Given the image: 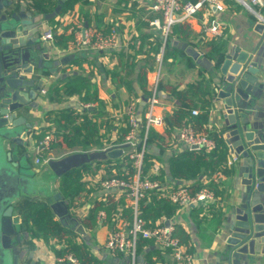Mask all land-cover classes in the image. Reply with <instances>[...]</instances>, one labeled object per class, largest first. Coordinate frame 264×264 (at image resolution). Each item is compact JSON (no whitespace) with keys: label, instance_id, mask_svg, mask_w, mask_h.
I'll return each mask as SVG.
<instances>
[{"label":"crops","instance_id":"1","mask_svg":"<svg viewBox=\"0 0 264 264\" xmlns=\"http://www.w3.org/2000/svg\"><path fill=\"white\" fill-rule=\"evenodd\" d=\"M11 1L15 4L14 7L16 9L25 7L26 11L31 12L32 14L40 13L33 5L28 3V1ZM120 2L121 3L118 4L117 0H85L81 5L75 7L72 13H68L58 18L57 20L60 22L58 25H56L55 22L49 21L43 23L40 28L41 34H44L48 30H52L55 32V36H57L79 22H81L84 27L91 29L92 32H100L103 30L104 26L112 23L118 31V46L112 49L110 54L106 52H74L72 44L68 45L66 49L60 50L54 46V42L53 45H46L43 43L44 50L51 59L57 60L69 57L70 61H72L67 65L56 68L53 74L40 73V76H45L46 81L42 89L46 91V94H39L36 99L37 108H26L22 111V114L26 117L27 121L31 122L33 125L31 132L27 136L29 141L27 152L30 155L33 168L39 169L40 172H44L47 169V165L44 163L40 165L34 164V160L38 154L37 135L40 134V132L46 131L49 127L47 121V115L49 112L64 109L80 110L82 106H86L79 101L78 97H72L69 100L64 101H50L48 95L53 85L57 84L59 87H62L64 84L77 83L79 84V90L83 99L95 97L105 102L112 101L117 105L125 106L126 100L130 98V95L125 92L124 88L117 87L116 83L118 82V77H113V74L116 75L119 72H122V69L126 66V63L123 65V60H121L119 55L122 53V49L119 45L125 39L130 38L131 33L135 36L151 35V33L158 35L157 32L147 26V23L144 22L142 18L147 14L149 19L152 15L155 18H159L157 17L159 14L148 12L150 0H120ZM231 4V8H224L223 12L217 13L214 16L209 15L207 24L210 25V21L215 20L218 22L220 28V36L210 37L218 38L220 42H224L226 54L234 48H239L241 52L254 54L253 62H256L257 64L262 63L261 67L264 71V40L261 41L260 35L256 33V24L253 19L240 6L233 3ZM199 19L200 17L198 16L197 19L195 18L186 23H182L187 26V33L185 35L186 42H182L172 36L169 40L167 62L163 69L159 90V105L155 110V115L166 120L180 105L179 99L172 95L174 90L178 93L183 92L187 86H194L196 83L208 86L212 93L210 94L211 109L206 124L207 132H215L219 139L224 142L227 148L228 160L233 156H236L238 161L233 167L234 170L232 175L230 177L222 176L219 182H217L218 197L217 200H215L214 211H205L199 215L197 212L193 211L194 206H189L178 209L171 219L163 220H166V222L170 221L173 225L181 227L186 235H188V244L194 256V264H225L223 260V249L225 247V231L223 229L224 220L243 200L242 176L244 173L242 175L239 173L242 162L240 151L235 146V141L232 140L233 136H230L231 131L228 128L229 123L223 117V104L225 100L218 98V92L223 90L221 75L215 70V68L210 71L204 70L186 53V51L181 50L176 46L177 43L186 44L187 50L193 49L197 51L200 54V58H206L214 64L212 60L203 56L201 51L194 47V43L205 36ZM66 34H69L68 31ZM145 47L146 46L144 45L143 51H145ZM204 52L213 54L215 51L209 52V49H205ZM135 54L134 60L132 61L134 63L136 62V67L133 69L134 75L131 79L133 81L134 91L142 98L144 95L140 91L139 83L137 82L138 72H140L141 68L146 70L148 87L153 79V73H151L152 71H149V68L145 65V54H141L140 51ZM258 82L264 86V72L259 74ZM261 95H264V90ZM190 100L189 93L186 98H183L182 103L185 102L189 104ZM192 101H196V99L193 98ZM140 104L141 101L137 109H139ZM111 105L112 104L109 103L106 110H108L112 116H116ZM94 106L95 103L91 105L90 109ZM263 108V100L260 98L253 100L247 109V112L250 113L249 126L251 129L259 128L258 124L255 123L253 119H256L257 116L261 115V110H263ZM155 130L158 133L163 132L162 127L155 128ZM251 131L248 132L254 135L256 134L255 131ZM162 147L164 150L160 151L158 147L151 146L148 149V153L155 155L159 160V163L163 166V171H166L164 179L165 183L186 186L187 184L183 181H178L176 183L172 181V178L168 174L167 162L170 158L188 151V147L180 142L177 136L176 138L167 137ZM54 154L51 151L49 156L53 157ZM70 154L73 153H68V155ZM51 160L57 159L51 158ZM87 166H89V170L85 175L91 176V181L87 184L90 195L83 198L78 206L72 208L69 206L72 218L77 220L80 225L92 205L97 200L103 199L102 197L104 196L99 187V181L105 176L104 166L100 165L98 162ZM96 177H98V180ZM114 195H116L115 197L117 201L123 197V202L126 205L130 204L129 200L123 193H115ZM41 204H45V199L36 197L22 198L15 204L14 214H17L20 216L21 220H23L22 213L26 209ZM206 204L207 203L198 204L195 206L203 207ZM109 227L104 226L103 222L101 223L99 220V223L93 230L87 231L86 235L89 239L87 243L91 246L93 254L100 259L102 264L124 263L126 262L124 257L112 258L104 249ZM26 232L29 235V240L24 244L34 250L37 263L44 264L45 262V264H58L48 247L38 240H32L28 230H26ZM155 248L157 250V247L154 246L150 251H147L149 257L155 264H177V262L167 254L157 255L153 250ZM238 261L240 264H264V255L257 254L254 256H246L244 259L239 258ZM140 263L142 262L140 261Z\"/></svg>","mask_w":264,"mask_h":264},{"label":"water","instance_id":"2","mask_svg":"<svg viewBox=\"0 0 264 264\" xmlns=\"http://www.w3.org/2000/svg\"><path fill=\"white\" fill-rule=\"evenodd\" d=\"M14 6L11 0H0V264H38L34 250L24 244L29 235L20 216L14 214L15 204L25 197L45 199L57 221L88 242L87 231L72 218L69 201L58 191V179L86 165L118 160L129 145L49 160L44 172L33 168L27 152V136L33 125L22 111L37 108L36 99L46 81L40 73L53 74L56 68L72 60L69 57L51 59L40 40L42 24L53 20L60 6L47 14H32L25 7ZM255 31L263 41L264 24H256ZM176 46L204 70L215 68L222 78L223 90L218 92V98L225 100L223 117L240 151L239 173H244L243 200L224 220L223 260L225 264H240L239 258L264 255V108L253 119L257 129L250 128L247 112L253 100L262 98L264 104V95H261L264 86L258 82L259 74L264 72L262 63L253 62L254 54L234 48L215 65L200 58L197 51L187 50L186 44ZM146 101V97L141 98L139 115ZM251 130L256 134L248 132ZM140 261L137 258V263Z\"/></svg>","mask_w":264,"mask_h":264},{"label":"trees","instance_id":"3","mask_svg":"<svg viewBox=\"0 0 264 264\" xmlns=\"http://www.w3.org/2000/svg\"><path fill=\"white\" fill-rule=\"evenodd\" d=\"M33 5L40 13H52L60 6L59 14L51 20L58 25L60 22L58 18L72 13L76 6L81 5L85 0H25ZM120 4V0H117ZM127 1V0H125ZM225 9H229L232 6L230 0H221ZM159 14V13H156ZM155 18L150 16L152 19H161V15ZM89 21V19L87 18ZM114 24H108L104 26L101 32L108 33L110 28ZM148 26V24H147ZM55 30V29H54ZM65 30L62 34L54 36V46L60 50L66 49L68 45H71L75 41V34H66ZM97 32L93 31V35ZM187 33V26L176 25L172 29V37L177 38L182 42H186L185 35ZM92 35V36H93ZM94 37V36H93ZM137 38L141 41L140 49L137 52L145 54L146 60L145 65L149 68V71H153L155 68L154 56L158 53L161 44L160 36L151 33V35H137ZM144 45L146 46L143 51ZM194 47L201 51V54L214 62L217 65L223 58L225 53V44L220 42L218 38L203 36L201 40L194 43ZM205 49H209V52L205 53ZM203 52V53H202ZM123 65L126 63L122 72L114 75L118 77L116 83L118 88H124L125 92L129 94L130 98L126 100L125 106L134 103L138 107L141 97L136 94L133 88L132 76L134 75L133 69L136 67L134 63V56H130L122 51L119 54ZM138 55V54H137ZM168 46L165 50L162 71L167 62ZM146 70L141 68L138 72L137 82L139 83V89L143 93L144 97L149 94L148 83L146 77ZM162 80V77H161ZM161 85V81H160ZM160 90V88H159ZM190 93L191 100L188 103H182L183 98H186ZM210 89L208 86L196 83L194 86H187L185 91L177 92L174 90L172 95L178 98L180 105L174 110L172 115L164 120L163 132L158 133L155 129H151L148 134V149L151 146H156L160 151L164 150L162 147L165 139L176 138L178 131L182 127H191L194 134L197 136H206L214 142L215 147L211 150H188L181 154H178L169 159L167 162V170L169 176L172 178L174 183L183 181L187 185L189 192L194 195L203 187L214 192L215 200H217V185L218 183L213 182V176L216 173L221 174L225 177H230L233 173L234 168L227 166L228 155L227 148L222 140L219 139L218 135L214 132H207L206 124L209 119V111L211 109L210 101ZM46 94V93H45ZM44 94V95H45ZM50 101H64L69 100L72 97H78L79 101L83 105L95 106L91 109H64L59 111L49 112L47 115L48 128L46 131L40 132L37 136V141H41L46 135H52L54 142L50 145L49 150L45 153H38L36 158L45 162L51 160V158L60 159L63 155L68 153L77 152H88L92 150H104L112 145H120L123 143L125 136L128 134L130 127L128 125V118L122 115L119 118L112 116L106 107L109 103L112 105L113 112L122 110L124 105H117L114 102H105L98 98L91 97L89 99H83L79 90V84H64L59 87L57 84L53 85L49 92ZM196 101H192V99ZM94 109V110H92ZM92 110V111H91ZM197 110V115H192L191 112ZM143 113L138 116L137 127H136V141H139L143 137L144 120ZM68 153H63L62 149ZM53 152L54 156H49ZM64 155V156H65ZM124 159V158H122ZM122 159L116 160L115 169L117 175L121 173ZM159 162L155 155H151L147 152V156L144 159V170L152 165L153 162ZM112 163L110 161L101 162L100 165H108ZM89 166H84L80 169L73 170L61 178L58 179V191L69 201L70 208L76 207L90 192L87 188V181H84L86 172L89 170ZM166 171H162V174L158 179L161 186L160 188L153 190L144 200L139 203L138 212L140 218L146 223L149 228L155 226L161 219H171L179 209L177 206L171 204L167 199L159 196L160 189L170 188L175 189L179 187L175 184L165 183ZM112 174H105L104 178L111 177ZM205 181L209 183L205 186ZM185 186V185H181ZM116 195L109 194L103 199L97 200L85 218L81 221V226L84 230H93L99 223L98 215L103 213L105 219L103 222L104 226L109 227L114 220V216L120 214L119 219L129 222L132 218V212L129 205L123 202V197L120 200L115 201ZM215 202L206 204L205 206H194L193 211L199 215L205 211H214ZM22 222L27 227L32 240H38L45 244L49 251L53 254L56 262L58 259H64L67 256H71L77 261V264H102L100 259L95 256L91 250V246L85 242L81 236L76 234L74 231H70L69 228L63 227L53 215L52 211L46 204L35 205L26 209L22 213ZM222 218V217H221ZM175 237L178 240L180 247L186 250L187 254H192L190 246L188 244V235L182 230L181 227L175 226ZM152 240L139 239L136 247V256L141 259V262L136 264H155L149 257L147 251H150L154 247ZM156 247V246H155ZM158 255H163L162 252L157 248L153 249ZM146 251V254H145ZM168 253V252H166ZM122 255L116 256L121 258ZM126 262L121 264H128ZM65 264H69L66 262ZM177 264H184L179 262Z\"/></svg>","mask_w":264,"mask_h":264},{"label":"built area","instance_id":"4","mask_svg":"<svg viewBox=\"0 0 264 264\" xmlns=\"http://www.w3.org/2000/svg\"><path fill=\"white\" fill-rule=\"evenodd\" d=\"M233 4L240 6L255 22V24H264V0H230ZM224 11V6L221 0H150L148 12L159 13L161 19L148 18L145 15L142 20L146 22L150 29L157 32L161 39V44L158 53L154 56L155 68L153 79L148 87L149 94L146 97L147 101L144 108L143 120L144 130L141 140L136 141V127L138 119V109L134 103L126 105L122 110L116 111L115 118L122 115L127 116L130 130L125 136L122 144H128L129 148L123 150L121 173L117 175L115 161H110L104 166L105 174L110 173L113 176L102 178L99 181L100 190L104 196L109 194L123 193L129 200L132 218L129 222L120 220V214L114 216V220L108 229L104 249L109 256L115 258L118 255L126 257L128 264H136V247L139 239L152 240L154 245L173 258L177 263L194 264V256L187 254L186 250L179 246L178 240L175 237L174 225H166V220L161 219L155 226L149 228L146 223L140 218L138 212L139 203L144 200L153 190L160 188L159 178L163 171V166L159 162H153L152 165L144 170V159L148 152V134L151 129L163 128L164 120L155 115V110L159 105V88L161 81L162 63L165 50L169 45L172 29L174 26L186 23L192 19L200 17L199 22L202 25V30L205 35L220 36L219 24L215 20L207 24L208 17L214 16L217 13ZM69 34H75V41L72 44L74 52H106L110 54L112 49L118 46L117 29L112 26L108 33L97 32L93 37L91 29L84 27L79 22L71 26L68 30ZM55 32L52 30L46 31L40 35V40L46 45H53ZM141 41L131 33V37L120 43L119 47L122 51L130 56H134L140 49ZM41 94H45V90H41ZM91 105L82 106L84 109H89ZM198 111L193 110L192 115H197ZM177 138L184 143L189 150H211L215 147L213 141L206 136H197L194 134L191 127H182ZM54 142L52 135H46L37 143V152L45 153L49 150L50 145ZM118 146V145H112ZM119 160V159H118ZM238 158L233 156L228 160L227 166L232 168L237 163ZM43 162L37 158L34 160L35 165H40ZM98 176V175H97ZM222 178V175L216 173L213 176V182L217 183ZM98 180V177H96ZM85 181H91V176H86ZM209 181L205 182L206 186ZM162 198L167 199L171 204L179 209L198 204L215 202L214 192L207 187H203L196 194L192 195L186 186H179L175 189L164 188L160 189ZM117 201V199H115ZM98 219L104 221L105 215L99 213ZM168 252V253H166ZM77 264V261L71 256L64 259H58L57 263Z\"/></svg>","mask_w":264,"mask_h":264},{"label":"rangeland","instance_id":"5","mask_svg":"<svg viewBox=\"0 0 264 264\" xmlns=\"http://www.w3.org/2000/svg\"><path fill=\"white\" fill-rule=\"evenodd\" d=\"M61 149H62V148H61ZM92 151H101V150H92ZM62 152H63V153H68V152H66V151L63 150V149H62ZM88 152H91V151H88ZM64 155H65V154H64ZM64 155H63V157H64ZM67 155H68V154H67ZM67 155H65V156H67ZM57 160H58V159H57ZM48 161H49V160H48ZM48 161H45V162H43V163H44L45 165H47V162H48ZM58 264H59V263H58Z\"/></svg>","mask_w":264,"mask_h":264}]
</instances>
